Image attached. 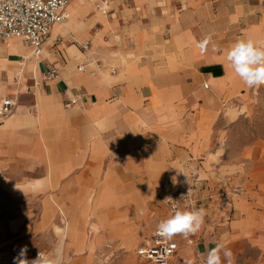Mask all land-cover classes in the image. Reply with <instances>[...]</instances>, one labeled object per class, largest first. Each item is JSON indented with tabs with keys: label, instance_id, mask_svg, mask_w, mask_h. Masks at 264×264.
Listing matches in <instances>:
<instances>
[{
	"label": "crops",
	"instance_id": "0c3cea01",
	"mask_svg": "<svg viewBox=\"0 0 264 264\" xmlns=\"http://www.w3.org/2000/svg\"><path fill=\"white\" fill-rule=\"evenodd\" d=\"M71 2L39 52L17 39L0 44V100L15 102L0 120V188L40 197L41 218L48 217L43 204L140 205L137 190L122 198L112 188L128 177L124 170L156 187L188 164L186 156L208 154L196 166L209 180L200 193L208 216L174 264H204L217 243L235 264H264V140L244 145L233 161L216 155L221 133L264 104V84L246 85L226 60L237 39L264 41V0H108L106 16L126 3L121 16L131 21L117 28L107 20L103 31L116 28L119 36L106 39L99 64L65 44L89 35L84 22L70 20ZM206 35L212 42L201 54L197 43ZM52 69L57 77L45 80Z\"/></svg>",
	"mask_w": 264,
	"mask_h": 264
},
{
	"label": "rangeland",
	"instance_id": "374dc122",
	"mask_svg": "<svg viewBox=\"0 0 264 264\" xmlns=\"http://www.w3.org/2000/svg\"><path fill=\"white\" fill-rule=\"evenodd\" d=\"M71 3L76 11V15L71 16L75 19L74 25L84 22L89 35L81 44L73 37L65 40V44L69 47L76 46L79 51L89 56L91 62L96 61L99 64V53L105 46L106 39H117L119 36L116 28L103 31L107 20L114 21L115 26L120 20L124 23L126 20L131 21L130 17L121 16L123 11H130V4L125 3L124 7L112 5L110 15L106 16L95 12L89 0H73ZM86 4L89 11L84 15L80 10ZM67 32L64 31L61 35ZM86 44V49H83ZM66 55L69 58L67 53ZM96 63H93V69L96 68ZM259 139L264 140V104L260 105L258 102V108L256 107L251 119L237 123L230 129L229 134L227 131L221 133L216 155L221 154L220 160L233 161L244 145ZM124 157L125 162H131L132 155ZM206 157L210 155L197 159L186 156L183 162L191 165H178L175 171L166 172L162 183L156 187L140 182L141 173L135 172L138 175L134 179L131 177L133 171L124 170L123 174L128 177L112 188L122 198L137 190L144 200V204L140 205L131 201L106 203V206L94 201L85 204H43V213L48 214V217L41 218V203L38 200L40 197L33 194L11 195L0 188V264H16L15 258L19 257L25 246V258L28 261L36 259L39 253L53 255L61 242L63 264H134L135 248L142 240L149 238L162 220L172 215L174 208H205L200 193L209 180L203 170L196 166ZM173 159L177 161L176 158ZM149 196L152 199H147ZM201 229L191 236L197 238L202 232ZM191 236L187 239L182 235L175 237L184 243Z\"/></svg>",
	"mask_w": 264,
	"mask_h": 264
},
{
	"label": "built area",
	"instance_id": "2783aa9c",
	"mask_svg": "<svg viewBox=\"0 0 264 264\" xmlns=\"http://www.w3.org/2000/svg\"><path fill=\"white\" fill-rule=\"evenodd\" d=\"M72 0H0V44L20 40L39 52L55 24L63 23L67 17L66 6ZM96 10L107 13L108 0H93ZM264 13V8L262 9ZM87 44L83 46L86 49ZM79 71L82 67L78 68ZM56 70L45 75V80H54ZM71 100L70 104H74ZM15 109L11 99L0 100V120L10 116ZM232 194L240 195V188H233ZM173 213V211H172ZM156 230L134 250L136 264H174L175 256L182 243L174 236L171 239L156 234Z\"/></svg>",
	"mask_w": 264,
	"mask_h": 264
},
{
	"label": "clouds",
	"instance_id": "9594fccd",
	"mask_svg": "<svg viewBox=\"0 0 264 264\" xmlns=\"http://www.w3.org/2000/svg\"><path fill=\"white\" fill-rule=\"evenodd\" d=\"M212 42V36L206 35L197 43L201 54L207 51ZM213 45V50H215ZM226 60L231 66L234 74L246 85L254 86L264 84V41H253L252 39H237L226 51ZM173 181L175 182L174 178ZM206 211L204 208L181 210L173 209L172 215L162 220L156 234L171 239L176 235L188 238L196 234L204 223ZM221 252L223 253V264H235L230 250L225 249L223 244L217 243L215 248L207 250L204 264H222ZM27 247L21 249L16 264H63L62 242L53 255L39 253L37 258L28 261L26 257ZM186 264H193L191 260Z\"/></svg>",
	"mask_w": 264,
	"mask_h": 264
},
{
	"label": "bare ground",
	"instance_id": "6f19581e",
	"mask_svg": "<svg viewBox=\"0 0 264 264\" xmlns=\"http://www.w3.org/2000/svg\"><path fill=\"white\" fill-rule=\"evenodd\" d=\"M69 11H70V10H69ZM66 17H67V19H68V17H69V15H68V13H67V7H66ZM67 19H66V20H67ZM71 19H72V18H71ZM66 20H65V21H66ZM65 21H64V22H65ZM64 22H63V23H64ZM68 22H69V21H68ZM63 23H61V24H63ZM61 24H60V25H61ZM55 25H56V24H55Z\"/></svg>",
	"mask_w": 264,
	"mask_h": 264
}]
</instances>
